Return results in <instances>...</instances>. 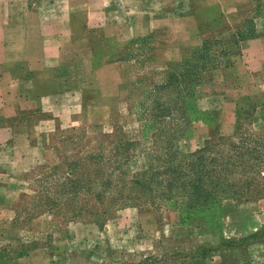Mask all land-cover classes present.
<instances>
[{
	"label": "crops",
	"instance_id": "0c3cea01",
	"mask_svg": "<svg viewBox=\"0 0 264 264\" xmlns=\"http://www.w3.org/2000/svg\"><path fill=\"white\" fill-rule=\"evenodd\" d=\"M251 4L0 0V245H22L15 212L25 189L39 178L37 163L56 164L48 161L57 155L49 137L138 121L135 87L156 85L207 36L232 35L243 26ZM256 24L258 36L242 40L230 63L197 88V102L206 107L193 122L195 142L234 135L243 106L254 98L264 102V19ZM177 214L178 222L167 228L168 239L179 233L174 240L180 245L189 237L197 243L193 251L179 249L177 258L184 264H264V196L223 201L217 221L202 216L186 222L183 212ZM160 229L157 220L151 223V261L169 264L176 259L169 245L166 250L163 243L159 255L156 251ZM67 240L72 252L76 244Z\"/></svg>",
	"mask_w": 264,
	"mask_h": 264
},
{
	"label": "rangeland",
	"instance_id": "374dc122",
	"mask_svg": "<svg viewBox=\"0 0 264 264\" xmlns=\"http://www.w3.org/2000/svg\"><path fill=\"white\" fill-rule=\"evenodd\" d=\"M251 1L245 11L250 23L227 37L207 36V50L201 55L175 65L153 87H135L138 121L128 119L94 133L80 128L69 138L48 136L47 142L57 148V160L51 156L48 161L56 164L42 161L35 166L39 178L25 189L15 212L22 245H0V264H15L17 259L19 264H52L51 254L57 264H153L151 223L156 220L161 224L155 233L161 242L157 254L165 243L176 258L169 264H184L179 249L193 251L197 243L189 237L180 245L174 240L179 233L168 239L167 228L178 222L177 212L187 221L201 216L217 221L220 198L245 200L264 193L262 100L250 99L243 106L234 135L195 142L192 131L205 104L195 99L193 82L211 79V73L203 74L198 66L210 54L227 65L238 50V30L246 34L254 23L257 31L264 0ZM127 145L134 146L128 150ZM199 160L203 167H197ZM203 183L202 196L193 198V185ZM212 183L216 190L210 192ZM207 193L215 201L205 202ZM69 237L76 244L72 252L66 248Z\"/></svg>",
	"mask_w": 264,
	"mask_h": 264
},
{
	"label": "trees",
	"instance_id": "16d2710c",
	"mask_svg": "<svg viewBox=\"0 0 264 264\" xmlns=\"http://www.w3.org/2000/svg\"><path fill=\"white\" fill-rule=\"evenodd\" d=\"M251 21L250 20H245L244 21V23H243V26H245L247 23H250ZM249 27H247V29H248ZM249 30V32H247L246 34H244L243 33V31L240 29V30H238V32H237V36H238V45H237V48L239 47V44H240V42L242 41V40H245V39H250V38H254V37H257L258 36V32L257 31H255L256 30V28H255V24L253 23V27H251V28H249L248 29ZM215 42H222L221 40H216ZM207 45H208V42H207V40L205 39V41H204V43H203V45L199 48V49H197L196 51H194L193 52V54L191 55V57L189 58V59H187V60H185L183 63H181V65L182 64H184V65H186V64H188L191 60H193L194 58H195V56H196V54H199V55H201V53L202 52H204V51H206L207 50ZM227 53L228 52H224V54H225V56H227ZM210 56L211 57H207V58H204V63H203V65H201V66H198L199 67V69H201L202 71H203V74L204 73H211L212 74V72L215 70V69H217V68H219V67H222L221 66V63H220V58L219 57H213V54L211 55L210 54ZM170 72H172V71H170ZM201 78H198V80L197 81H195V83L193 82V85H194V87H195V89H196V91H195V99L197 100V88L199 87V85L201 84V83H203L201 80H200ZM198 115V114H197ZM197 118V117H196ZM195 118V119H196ZM195 120H193V122H194ZM128 147H127V149L129 150V148H132L134 145H127ZM196 163H199V165L197 166L198 168H200V167H203V161L202 160H199V161H197ZM172 171V169L170 168L169 170H168V172H171ZM263 178H264V176H263ZM168 185H169V187L171 188V190H173L174 189V185H173V183H174V180L173 179H169L168 180ZM213 184V183H212ZM214 185V184H213ZM194 186V189H195V193L193 194V198L194 197H196V196H202V193L201 192H203L204 190H203V188H205L204 187V183H203V185L201 186V185H193ZM232 189V187H230L229 188V190H231ZM213 190H216V188H215V185L211 188V190H210V192H212ZM228 190V191H229ZM224 193H226V191L224 190L223 191ZM212 194H214V193H212ZM253 193H252V191H251V195H252ZM250 195V196H251ZM259 196H258V198H260V197H263L264 196V193L263 194H258ZM203 198H204V200H205V202H213V201H215V199H213V197H210L209 196V194L207 193V194H205L204 196H203ZM250 198L251 199H258V198H253V197H249V198H247V199H245V200H250ZM227 199H229V197L228 198H220V200L221 201H225V200H227ZM230 199H235V200H239V201H242V200H240L239 198H236V197H230ZM244 201V200H243ZM217 202H218V200H217ZM182 212V211H181ZM184 214V213H183ZM202 217V216H201ZM195 218V217H194ZM193 218V219H194ZM192 220V219H191ZM190 221V220H189ZM189 221H187V219H186V222H189Z\"/></svg>",
	"mask_w": 264,
	"mask_h": 264
}]
</instances>
